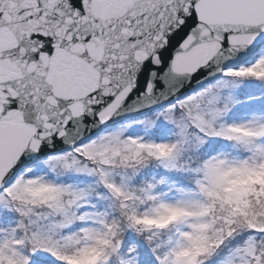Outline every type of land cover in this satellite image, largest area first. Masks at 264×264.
I'll list each match as a JSON object with an SVG mask.
<instances>
[{"label": "snow or ice", "instance_id": "6c2138e0", "mask_svg": "<svg viewBox=\"0 0 264 264\" xmlns=\"http://www.w3.org/2000/svg\"><path fill=\"white\" fill-rule=\"evenodd\" d=\"M0 264H264V0H0Z\"/></svg>", "mask_w": 264, "mask_h": 264}]
</instances>
